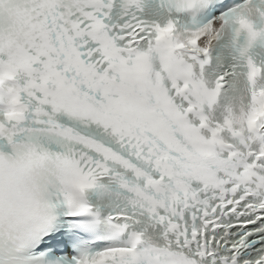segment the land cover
I'll use <instances>...</instances> for the list:
<instances>
[{"label": "snow or ice", "instance_id": "snow-or-ice-1", "mask_svg": "<svg viewBox=\"0 0 264 264\" xmlns=\"http://www.w3.org/2000/svg\"><path fill=\"white\" fill-rule=\"evenodd\" d=\"M153 15L0 0V264H264V0Z\"/></svg>", "mask_w": 264, "mask_h": 264}]
</instances>
